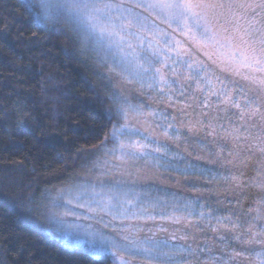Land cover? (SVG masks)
<instances>
[{"label": "trees", "instance_id": "1", "mask_svg": "<svg viewBox=\"0 0 264 264\" xmlns=\"http://www.w3.org/2000/svg\"><path fill=\"white\" fill-rule=\"evenodd\" d=\"M44 6L0 0V264H116L52 231L41 215L44 196L113 146L118 120L76 23ZM226 111L197 112L207 120L191 129L204 137L187 136L169 163L166 175L193 187L182 186L187 205L173 219L180 238L150 239L180 252L163 262L264 264V120Z\"/></svg>", "mask_w": 264, "mask_h": 264}, {"label": "rangeland", "instance_id": "2", "mask_svg": "<svg viewBox=\"0 0 264 264\" xmlns=\"http://www.w3.org/2000/svg\"><path fill=\"white\" fill-rule=\"evenodd\" d=\"M39 1L44 3L47 10L53 9L76 23L85 47L91 54V65L112 97L114 115L118 118L116 129L109 138L113 146L105 148L91 158L92 162L84 165V169H80L69 184L49 192L42 198L40 209L46 225L71 240L74 245L94 248L96 242V247L100 248L96 253L111 256L112 249L104 251L94 234L111 237L120 244H127L129 241L140 243L145 241V238L150 240L156 237L160 242L163 240L173 244V240L180 238L176 235L178 228L173 219L180 216V208L187 205L181 197L182 186L185 183L186 189H189L188 187H193V183L187 178H171L166 175L171 173L168 168L170 164H174L172 157L180 150L181 143L185 142L187 136L191 140L204 137L192 131L197 120H207L197 112L209 115L226 109L229 112L236 110L241 114L251 113V104L252 112L255 111L257 98L264 95V89L253 83L252 79H264V71H261L254 61L247 66L235 63L228 55V49L221 52L212 45L193 42L176 23L169 27L168 23H161L158 19L156 25L161 37L159 47L164 51L158 57H152L151 65L145 64V67L150 68L147 73L136 75L133 69H129L133 72L131 77L128 72L119 74L118 71H110L112 58L106 57L102 49L97 48L91 40L85 39V25L70 18L57 6L59 0ZM191 2L227 3L228 0ZM236 2L259 3L260 0ZM254 28H260L258 20ZM169 42L173 46L170 59L165 55ZM177 42L180 57L175 54ZM256 47V55L259 56L258 42ZM177 60L180 62L175 63ZM189 64L198 73L192 74V79H186L190 75ZM155 68L161 69L159 75L155 74ZM245 76L250 79H245ZM229 98L231 102L226 103ZM237 103L241 105L240 108L235 107ZM193 109L195 114L191 120L187 114ZM169 125L172 127L169 128ZM166 129L168 135H165ZM207 136L210 140L214 138V134ZM122 141L146 144L145 154L121 159L119 144ZM157 148L160 149L159 152L155 151ZM164 151H168L170 155ZM174 172L175 170L172 171ZM129 200L133 202V206L128 205ZM106 205H111V210ZM121 206L127 210V217L121 215ZM164 220L172 222L167 223L170 224L168 226ZM125 236L127 240L123 239ZM163 236H167V239ZM173 251L169 253L159 244V247H154L150 253H138L134 257V264H184L180 257L176 260L166 258L163 262L164 256L180 253ZM125 259L129 257L125 255ZM116 261L115 263L119 264L118 259Z\"/></svg>", "mask_w": 264, "mask_h": 264}, {"label": "snow or ice", "instance_id": "3", "mask_svg": "<svg viewBox=\"0 0 264 264\" xmlns=\"http://www.w3.org/2000/svg\"><path fill=\"white\" fill-rule=\"evenodd\" d=\"M57 6L70 18L85 25V39L91 40L97 48L104 51L106 57L112 58L110 71H118L119 74L128 72L131 77L133 72L129 69H133L136 75L141 72L147 73L150 68L145 67V64L151 65L152 57H158L164 51L159 47L161 37L156 25L158 19L161 23H168L169 27L172 23H176L193 42L212 45L221 52L228 49V55L235 63L247 66L254 61L256 66L264 71V67H261L264 66V0H260L259 3L236 2V0H228L227 3H192L191 0H59ZM257 20L260 24L259 29L254 28ZM257 42L259 56L256 55ZM171 51L173 46L169 42L168 52L165 53L169 59ZM175 54L177 57L181 56L179 42ZM179 62V60L175 61V63ZM154 71L159 75L161 69L155 68ZM188 71L190 75L186 79H192V74H198L191 64L188 65ZM244 78L250 79L248 76ZM252 82L264 89V79L253 78ZM225 102L230 103L231 99H226ZM235 107L240 108L241 105L237 103ZM245 115L250 119L259 115L264 120V98L255 111L242 113L241 119H244ZM171 127L169 125V128ZM240 131L241 129L235 130L236 139L241 138ZM165 135H168L167 129ZM146 148L147 145L140 142L122 141L119 144L121 159L143 155ZM155 151L159 152L160 149L157 148ZM260 151L264 153V148ZM261 186L264 187V184ZM127 203L133 206L132 201L129 200ZM106 207L111 210V205ZM89 210L93 211L91 208ZM121 215L125 217L128 215L123 206H121ZM94 236L104 251L112 249V255L117 257L119 264H134V257L138 253H150L154 247H159V244L152 240L120 244L117 240L100 233ZM123 239L128 238L125 236ZM93 247L95 251L100 250L96 247V242ZM125 255L129 259H125Z\"/></svg>", "mask_w": 264, "mask_h": 264}]
</instances>
